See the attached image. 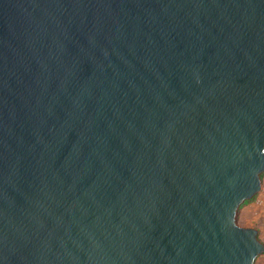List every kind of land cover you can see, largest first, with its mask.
<instances>
[{
	"label": "water",
	"instance_id": "water-1",
	"mask_svg": "<svg viewBox=\"0 0 264 264\" xmlns=\"http://www.w3.org/2000/svg\"><path fill=\"white\" fill-rule=\"evenodd\" d=\"M264 0H0V264H255Z\"/></svg>",
	"mask_w": 264,
	"mask_h": 264
},
{
	"label": "rangeland",
	"instance_id": "rangeland-1",
	"mask_svg": "<svg viewBox=\"0 0 264 264\" xmlns=\"http://www.w3.org/2000/svg\"><path fill=\"white\" fill-rule=\"evenodd\" d=\"M237 224L243 228L258 230L259 239L264 244V176L262 178V190L253 201L243 206L237 216ZM255 264H264V254Z\"/></svg>",
	"mask_w": 264,
	"mask_h": 264
},
{
	"label": "trees",
	"instance_id": "trees-1",
	"mask_svg": "<svg viewBox=\"0 0 264 264\" xmlns=\"http://www.w3.org/2000/svg\"><path fill=\"white\" fill-rule=\"evenodd\" d=\"M263 176H264V174L262 175V178H263ZM254 199H255V197H254L252 200L246 201V202L242 205V207L245 206L246 204L250 203V202L253 201Z\"/></svg>",
	"mask_w": 264,
	"mask_h": 264
}]
</instances>
